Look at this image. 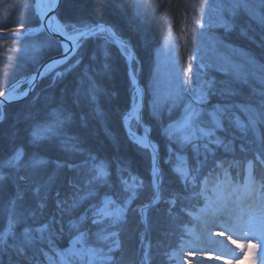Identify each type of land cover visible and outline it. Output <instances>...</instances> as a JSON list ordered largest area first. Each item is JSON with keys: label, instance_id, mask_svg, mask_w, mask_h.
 Here are the masks:
<instances>
[{"label": "snow or ice", "instance_id": "snow-or-ice-1", "mask_svg": "<svg viewBox=\"0 0 264 264\" xmlns=\"http://www.w3.org/2000/svg\"><path fill=\"white\" fill-rule=\"evenodd\" d=\"M68 2L69 0H34L35 15L39 19L36 20L35 15L31 19L38 26L32 27L28 22L30 18L26 16L18 25L21 31L9 34L12 38L21 39L35 32L45 33L46 42L33 45V53L48 47L58 49L59 56L42 64L39 70L23 81L28 84V88L18 93L21 83L18 81L11 85L7 93L0 92V97H3L0 100V125L8 118L4 110L5 102L22 100L29 91L34 90L38 79L42 80L52 74L53 82H59L73 72L82 63V50L89 40L98 42L89 57L93 64L98 60L101 63L98 75H110L113 47L122 57L132 55L130 39L115 24L82 17H61L60 13ZM129 6L135 9V16L141 22L137 25V31L140 32L142 26L149 22L146 5L143 0H133ZM27 7L32 8L33 5L29 4ZM240 8L247 9L250 18L264 29V0H254L252 3L249 0H221L213 9L215 16L210 18L208 26L221 27L225 32L234 30V17ZM225 12L229 14L228 19L224 17ZM195 23L201 29L205 27L201 20H196ZM219 43L222 41H211L213 48ZM241 54L252 71H238L236 82L247 84L251 79L261 85L260 88L251 90L247 101H232L231 98L239 94L236 88H221L217 91L213 80L204 79L205 70L210 65L200 63L195 68L194 79L189 75L167 97L162 99L156 95L150 105L149 115L157 122L161 136L167 141L168 155L163 163L171 165L173 158L179 160L175 170L180 173L178 180L181 182L182 192L173 193L168 199L163 195L165 173L159 158V146L150 139L153 129L144 122L138 88L135 89L137 95L132 98L131 108L119 113L122 124L127 125V140L137 146L138 150H146L145 154L150 158L151 179L147 186L151 189L152 196L150 202L137 211L143 215L149 207L164 201L170 206L180 205L181 212L187 211V215L197 221L193 228H189L187 224L179 226L181 252L186 247L200 250L199 245L216 243L211 239V229L225 226L229 238L237 234V239L249 244L256 240L258 243L253 247L264 252V131H261L264 128V63L247 53ZM89 67L90 65L85 66L78 87L72 93L73 102L78 104L83 94L94 118L106 122L108 113L104 111L99 98L103 95L110 101L115 93H109L98 85L89 76ZM233 67L239 69L240 65ZM189 73H192V66ZM85 79L88 87L82 93ZM213 95L221 97L224 102L212 105L209 109V97ZM51 99L47 98L43 113L40 110L33 111L30 107L26 112L18 114L17 123L22 120L23 126L13 124L6 143L4 133L0 132V218L6 221L0 224V256H14L15 259L10 260V264H40L39 256L43 255L49 260V264H54L49 252L44 249L46 245L63 264H91L97 260L103 264H118L116 252L121 248L119 236L128 211L127 205L137 195V189L145 187V183L131 173L125 176L128 169L121 167L120 156H116L114 160L102 158L98 153L85 148L79 136L70 135L66 129L74 122L73 114L65 107L63 100L56 107L49 108L48 101ZM175 110H179L178 119L173 118ZM165 111L169 113L167 121L164 118ZM237 113L243 114L245 120L242 121ZM132 119H135L142 132L132 127L129 123ZM86 120V116L80 117L82 125H86ZM227 125L239 130L241 140L260 145L251 158L237 159L227 155L235 150L234 140L228 139L225 142L218 134L227 132ZM53 141H58V146L66 153L82 157L80 163L51 160L38 152L28 154L26 151L27 147H38ZM115 143L118 147L119 141ZM219 149H223L224 156L217 155ZM189 150L190 162L186 154L177 155ZM240 151H246L244 144ZM48 165H53L56 170L67 168L75 176L68 181L72 189L71 196L61 198L57 192L56 213L42 220L53 177L49 176L47 180L41 181L37 180L36 175L37 170ZM113 165L118 173V184L111 182ZM117 188L122 194L123 204L116 191H112ZM87 199H93L95 203L90 204L83 214L65 222V213H71ZM186 200L194 201L193 208L201 203L203 207L194 214L183 206ZM169 212L172 213L171 207ZM17 225H23L21 232L16 231ZM66 231L69 246L59 250L55 241L62 238ZM232 242L235 243V240ZM241 250L243 251L242 246ZM147 259L148 253L145 251L141 264H146ZM260 264H264V258H261Z\"/></svg>", "mask_w": 264, "mask_h": 264}, {"label": "trees", "instance_id": "trees-1", "mask_svg": "<svg viewBox=\"0 0 264 264\" xmlns=\"http://www.w3.org/2000/svg\"><path fill=\"white\" fill-rule=\"evenodd\" d=\"M132 2L133 0H69L63 7L60 16L65 19H77L82 17L91 21H107L115 24L124 36L130 39L133 46L132 49L134 50L133 56H136L139 61L137 62L134 57H132L131 65L133 69L136 67L139 68L137 78L144 89L145 105V103L151 101L149 86L155 65L156 50L164 40L168 31L172 29L176 32L178 31L187 13L186 10L188 9L189 0H143L149 15V22L142 26L140 32L137 31V25H140L141 22L135 16V9L129 6ZM249 2L252 3L254 0H249ZM29 4H33V0H21L15 6L11 7L5 15H3L0 10L1 34L21 31L18 25L26 16L30 18L28 22L32 27L37 25L35 21L31 19L35 15V11L33 7H27ZM224 17L228 19L229 14L225 12ZM35 19L38 20L37 15H35ZM234 19L236 28L229 32H225L221 27L209 26L208 29L206 28V35L208 36L211 47L212 40L222 41V43L210 49L214 56L219 55L220 61H216L212 55H206L211 61H207L210 67L205 70V78L215 82L214 88L217 91L221 88L238 89L239 94L231 99L233 102L240 103L249 99L253 88L258 89L261 87V85L251 79L247 84H238L236 82V75L238 71L240 73L252 71L251 66L243 60L241 53H247L255 57L259 62L264 63V29H262L255 20L250 18L248 10L245 8L238 9ZM46 40V34L41 32L24 36L21 39L12 37L0 39V92L19 79L34 73L39 65L46 59L59 53L58 49L45 47L34 54L32 46L45 43ZM96 43L98 42L88 41L86 47L82 50L84 52L82 63L73 72L68 73L63 79L59 80V82H53L52 74H50L39 81L34 90L35 93L20 102L5 105L4 110L8 118L0 125V132L4 133L6 143L7 136L12 131V125L17 124L18 127L23 126L22 120L17 123L18 114L26 112L30 107H32L33 111L40 110V112L43 113L47 98H52L48 101L49 108L56 107L57 104L63 100L65 102V107L71 111L74 118V122L66 129L68 133L70 135L79 136L85 148L91 149L94 153H98L102 158L114 160L116 156H120L122 160L121 167L128 169L125 176L131 173V175L138 176L144 181L145 187L137 189V195L129 204V207H132L131 209H136L150 201L152 192L147 186L150 182V158L145 154L146 150H138L137 146L131 144L127 140L126 128L124 124H122L119 115L120 112L129 109L131 102L130 97L134 86L127 72L128 63L125 57H122L115 47L111 49L110 75L97 74L101 69V63L98 60L97 63L93 64L89 59L96 47ZM198 62H200V60L197 58L196 64H198ZM86 65H90L87 71L89 76L95 79L98 85L102 86L109 93H115L110 101L103 95L99 98L104 111L108 113L106 122L98 121L94 118L90 113L88 101L83 94L78 104L73 102L72 93L77 89L78 81L84 73ZM233 65H240V67L236 69ZM218 69H223L224 71H219ZM26 86V83L23 84L20 90L24 89ZM87 87L88 81L85 79L82 86V93L87 90ZM217 102L221 103L224 101L219 96H210V100L208 101L209 105ZM178 111L179 110L174 111L173 117ZM166 112L167 111L164 113V118L167 121L169 113L167 114ZM82 115L87 117L86 125H82L80 121ZM237 115L240 116L242 121L245 120L243 114L237 113ZM145 120L153 129L150 138L159 146V158L165 173V183L163 187L164 191H166V198H168V194L182 192L181 182L178 180L180 173L175 170L179 160L173 158L171 165L163 163L168 155L166 147L167 141L161 136L159 125L149 114ZM227 128V132L218 133L225 139V142H227L228 139L234 140L235 150L233 153L227 155L235 156L237 159H242L244 157L251 158L254 150L260 145L246 143L244 140H241V133L232 125H227ZM261 131H264V128H262ZM106 132L110 134H106ZM250 136L251 134H249V137ZM115 141H119L118 147ZM242 144L246 147L244 153L240 151ZM26 151L28 154L38 152L41 156L51 160H67L73 163H80L82 159L78 154L66 153L63 151L58 146V141L46 142L38 147H27ZM185 154L190 162V150L187 151V153H178L177 155L183 156ZM217 155L224 156L225 153L223 149H219ZM49 176L53 177V181L50 186L51 192L44 209V215L41 217L42 220H46L56 213L57 192L60 193L61 198L71 196L72 189L68 181L73 179L75 173L67 168L56 170L53 165H48L44 169L37 170V180H47ZM111 182L113 184H118V173H116L114 165L111 169ZM12 191H14V187ZM112 191H116L117 196L121 197L120 202L122 204L123 197L118 188L112 189ZM92 203H95V200L87 199L82 201L71 213H65V222L72 217L83 214ZM163 204L162 202L161 204H156L147 209V224L149 230L147 235L144 225L139 221V216L137 215L135 217V212L132 215L130 211H127L125 222L126 220L134 222L135 218H137V222L134 227V237H127L128 240L125 241L124 239V243L127 245L133 243L134 245L136 241V245L138 244L139 247L137 250L139 264H141L142 261V253L145 244L149 242L148 255L151 262L154 241L156 240L155 242H157L161 240L160 234L164 231L167 223L166 217H164L166 216V212L161 209L163 208ZM183 206L191 207L190 204H183ZM174 213L178 219H185V214L181 212L179 208H177ZM125 222L122 224V227ZM4 223H6L5 219L0 218V224ZM22 230L23 225L16 226L17 232H21ZM94 230L95 229H93V231ZM68 240L69 236L66 231L62 238L55 241L56 248L59 250L67 248L69 246ZM44 249L49 252L50 256H55V253L51 252L46 245H44ZM117 256L120 257V255ZM14 259V256L4 254L0 256V264H10V260ZM39 260L40 264H49L48 260L45 259L43 255L39 256Z\"/></svg>", "mask_w": 264, "mask_h": 264}, {"label": "rangeland", "instance_id": "rangeland-1", "mask_svg": "<svg viewBox=\"0 0 264 264\" xmlns=\"http://www.w3.org/2000/svg\"><path fill=\"white\" fill-rule=\"evenodd\" d=\"M19 1L21 0H5V3L4 0H0V10L2 11L3 15H5L9 11V9L15 6ZM220 2L221 0H189V5L187 7L188 9L186 10L187 13L182 20L178 31L176 32L173 29L168 31L164 40L156 50L155 65L149 86V95L151 101L145 103V105L143 103L142 108V112L144 114L143 119L145 122V119L148 117L150 111V105L152 104L156 95L163 99L164 97H167L170 92L175 90L179 82L187 80L189 78V75H192L194 79L196 66L200 63L207 64V61H211L210 58L206 56L207 54H209V56L212 55L216 61H220L219 55L214 56L212 54L213 52L210 50L212 47L209 44L208 36L206 35V28H209L208 22L210 18H213L215 16L213 9L215 8L216 4ZM33 9L36 13L35 7ZM196 20H201V22L205 24V27L203 29L197 27L195 23ZM201 32H203L202 36ZM192 57L196 58L192 59ZM197 58L198 60H200L198 64H196ZM190 66H192L191 74L189 73ZM127 72L130 76L129 69H127ZM204 79H206L205 76ZM20 91L21 90L19 88L18 93ZM33 93L35 92L33 91L30 95H32ZM132 95L130 99H132ZM217 103H213L211 105L208 104L209 109L212 105H215ZM173 118H179V111L174 115ZM131 125L133 128L138 129L137 131H139V128L134 122H132ZM165 193L166 191L163 192L165 199L170 198L172 195L168 194V198H166ZM162 202L164 204L163 208L161 209L166 212V216H164L166 217L167 222L166 227L160 234L161 240L157 242H155L156 240L154 241L151 262L148 255V262L146 261V264H260L261 258H264V252H259L256 247H253V245L258 243L256 240H253L251 244H249L243 240L237 239V234H233L231 238H229L227 226H225V228L213 227L211 229V234L212 232H214L215 236H218L217 243H221L225 247L224 249H219V252H216V250L212 248V246H210V248L212 249L206 250V244L199 245L198 247L200 250H196L195 247L192 249H188L186 247L185 250L181 252L179 226L187 224L189 228H193L196 226L197 221L192 217H189L187 215V211L183 212L185 214L184 220L178 219V217L175 216L174 211H176L177 208L180 209V205L170 206L164 201H161L158 204H161ZM193 203L194 201L188 200L183 202L184 205L190 204L191 207L186 208L192 210L195 214L201 207H203V204H196L195 208H193ZM127 207L128 211H130V214L133 215V213L135 212V217L137 215L139 216V221L144 225V229L147 235L149 232L147 224V213L145 215V221L143 222L141 220V214L137 211L141 206L137 207L136 209H131L132 207H129L128 204ZM170 207L172 208V213L169 212ZM136 222L137 218H135L134 222L126 220L123 227L121 225L119 236L121 248L116 252V255H120L118 264H139V255L137 253L139 247L138 244L136 245V241L134 245L133 243H131V245H127L126 243H124V239L125 241L128 240L127 237H134V227ZM218 232L223 233V235L216 234ZM233 240H235V243L232 242ZM241 246L243 247V251L241 250ZM51 257L54 261V264H63V262L60 261L58 257ZM142 260H144V256L142 257ZM102 263V261L98 260L91 262V264Z\"/></svg>", "mask_w": 264, "mask_h": 264}, {"label": "bare ground", "instance_id": "bare-ground-1", "mask_svg": "<svg viewBox=\"0 0 264 264\" xmlns=\"http://www.w3.org/2000/svg\"><path fill=\"white\" fill-rule=\"evenodd\" d=\"M33 5V8H34V4H32ZM37 18H38V16H37ZM38 25H36V26H33V27H37ZM16 32V31H15ZM33 34H35V33H33ZM33 34H31V35H33ZM25 36H27V35H25ZM24 37V36H23ZM62 39V38H61ZM52 57V56H51ZM132 55L131 56H129V57H127V59H126V61H127V63H128V69H129V73H130V75H131V78H132V80H133V86H134V89H133V95H132V98H133V96H136L137 95V93H136V91H135V89L136 88H138L139 90H140V93H141V99H142V103H144V91L142 90V88H140V86H139V81H138V79H137V76H138V73H139V68L138 67H136L135 69H133V67H132V65H131V60H132ZM50 58V57H49ZM29 75V74H28ZM26 77V76H25ZM25 77H23L22 79H19L18 81L20 82L21 80H23ZM17 81V82H18ZM39 83V82H38ZM13 84H15V83H12L11 85H13ZM25 84V83H24ZM11 85H9V86H7L2 92H5V93H7L9 90H10V88H11ZM23 85V82L22 83H20V85H19V88H21V86ZM38 85V84H37ZM37 85H36V87H37ZM36 87H35V89H36ZM26 88V87H25ZM24 88V89H25ZM24 89H22V90H24ZM34 89V90H35ZM11 103H17V101H12ZM7 104H10V103H7ZM6 104V105H7ZM5 106V105H4ZM131 106H132V99H131V104H130V107H129V109L131 108ZM128 109V110H129ZM134 120V121H133ZM132 122H134L135 124H136V121H135V119H132L131 121H129V123L130 124H132ZM145 122V121H144ZM146 123V122H145ZM147 124V123H146ZM127 127V125H125V128ZM134 129H136V128H134ZM136 130H138V129H136ZM138 132H142V129H139V131ZM151 139V138H150ZM219 233V232H218ZM218 233H216V234H218ZM221 233V232H220ZM227 235V234H226ZM211 239H212V241H215L216 243H214V244H206L205 245V249L206 250H209V249H212V248H214L215 250H216V252H219V249H221V248H225L221 243H217L218 242V236L216 237L215 236V234H214V232H212V234H211ZM210 246H212V248H210ZM216 248H218V249H216ZM148 262V261H147ZM254 264H256V263H254Z\"/></svg>", "mask_w": 264, "mask_h": 264}, {"label": "water", "instance_id": "water-1", "mask_svg": "<svg viewBox=\"0 0 264 264\" xmlns=\"http://www.w3.org/2000/svg\"><path fill=\"white\" fill-rule=\"evenodd\" d=\"M10 33H13V32H8V33H6V34H1L0 33V36H2L3 38H7V37H11L9 34ZM35 33H37V32H35ZM133 49H132V53H133ZM58 56H59V53L58 54H56V55H53L52 57H50V58H48V59H46L42 64H44V63H47L48 61H50L51 59H55V58H58ZM127 59V58H126ZM135 59H136V57H135ZM42 64H40L39 65V67L36 69V71L37 70H39L40 68H41V65ZM35 71V72H36ZM34 72V73H35ZM33 73V74H34ZM33 74H29V75H27L23 80H21L20 82L22 83L26 78H30ZM130 78H131V75H130ZM40 80L38 79L37 81H36V83H35V87H36V85L38 84V82H39ZM131 81H132V84H133V80H132V78H131ZM17 83V82H16ZM15 83V84H16ZM139 86H140V88H142V86L140 85V83H139ZM29 86H27L26 88H28ZM25 88V89H26ZM35 89V88H34ZM142 90H143V88H142ZM23 91V90H22ZM34 90H32V91H29V94L26 96V97H24L22 100H24V99H26L32 92H33ZM0 100H3V97H0ZM21 99H14L13 101H17V102H20V101H22ZM7 104V102H5V104L4 105H6ZM143 104V103H142ZM148 204V203H147ZM145 215H146V212L142 215L141 214V220L144 222L145 221Z\"/></svg>", "mask_w": 264, "mask_h": 264}]
</instances>
